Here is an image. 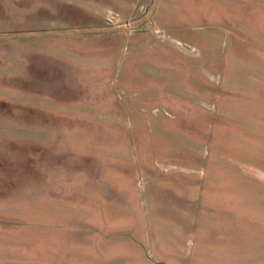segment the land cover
Listing matches in <instances>:
<instances>
[{
    "label": "rangeland",
    "instance_id": "1",
    "mask_svg": "<svg viewBox=\"0 0 264 264\" xmlns=\"http://www.w3.org/2000/svg\"><path fill=\"white\" fill-rule=\"evenodd\" d=\"M0 264H264V0H0Z\"/></svg>",
    "mask_w": 264,
    "mask_h": 264
}]
</instances>
